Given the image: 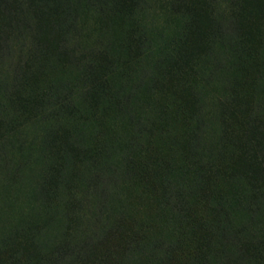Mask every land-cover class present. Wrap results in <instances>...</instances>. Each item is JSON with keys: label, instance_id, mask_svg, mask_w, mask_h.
Segmentation results:
<instances>
[{"label": "rangeland", "instance_id": "obj_1", "mask_svg": "<svg viewBox=\"0 0 264 264\" xmlns=\"http://www.w3.org/2000/svg\"><path fill=\"white\" fill-rule=\"evenodd\" d=\"M86 1H0V264H264V0Z\"/></svg>", "mask_w": 264, "mask_h": 264}, {"label": "trees", "instance_id": "obj_2", "mask_svg": "<svg viewBox=\"0 0 264 264\" xmlns=\"http://www.w3.org/2000/svg\"><path fill=\"white\" fill-rule=\"evenodd\" d=\"M2 3H10L9 0H0ZM70 1V0H69ZM86 1V0H85ZM177 1V0H176ZM228 0H217L215 1L216 5H220L221 2H227ZM19 3H20V0H19ZM87 3V1H86ZM27 2L26 0H22V3H20V5H26ZM21 6V7H22ZM172 6L171 3H169V7ZM176 7V6H175ZM220 7V6H219ZM228 9H225V11H222V15L219 14V12H216L214 14V16L212 17L211 19V23L212 25H216L217 24V21H220L221 24L226 28H228V25L230 24V22L232 21L233 17H232V12H231V7L228 5ZM172 8V7H171ZM219 10H222V9H219ZM218 10V11H219ZM217 11V10H216ZM210 23V24H211ZM214 36H213V39H212V44L215 45L216 47H221L224 49H230V47L232 46V43L231 41L228 39H231L233 37H230V32H224V28L219 26V28L216 26L214 27ZM165 48L167 47V45H164ZM164 49V48H162ZM234 58V56H232ZM238 57H236L237 59ZM182 64L185 65V66H189L187 63H185L184 61H182ZM214 66V64L212 65V67ZM228 67V66H227ZM231 69L229 68V71ZM221 74L219 75V78L224 81L226 79V77L229 76V73L228 72H225V69L221 68L218 70ZM228 71V69H227ZM196 72V71H195ZM198 73V72H197ZM201 74V73H200ZM223 83V82H222ZM221 83V84H222ZM226 92V88L225 87H222L221 89V94L222 95H225ZM191 167L190 166V169H189V172L191 170ZM198 190V189H197ZM182 193V196H180V192L176 195L177 196V201H175V204L180 208V210H184V211H187L190 207H189V204L186 203L185 201V198H184V195H183V192L181 191ZM188 207V209H187ZM228 238H233L234 239V236L232 235V233H229L228 235ZM90 254V247H89V244H84L83 247L82 246H79L78 248H74V252L72 253H67L65 258H63V260H59L58 262H55L54 264H85V258ZM80 255V256H79ZM160 262V261H159Z\"/></svg>", "mask_w": 264, "mask_h": 264}]
</instances>
